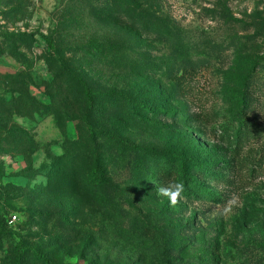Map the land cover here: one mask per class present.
Returning a JSON list of instances; mask_svg holds the SVG:
<instances>
[{
  "label": "rangeland",
  "instance_id": "1",
  "mask_svg": "<svg viewBox=\"0 0 264 264\" xmlns=\"http://www.w3.org/2000/svg\"><path fill=\"white\" fill-rule=\"evenodd\" d=\"M0 264H264V0H0Z\"/></svg>",
  "mask_w": 264,
  "mask_h": 264
},
{
  "label": "trees",
  "instance_id": "2",
  "mask_svg": "<svg viewBox=\"0 0 264 264\" xmlns=\"http://www.w3.org/2000/svg\"><path fill=\"white\" fill-rule=\"evenodd\" d=\"M83 91L86 95V99H88V104L87 107L84 109L83 114H82V122L87 126L89 132L91 135H95V129L94 126L90 123V116L92 115L93 111L95 110L94 102H93V95L91 92L84 86ZM182 161H186L185 158L182 159ZM154 231V230H152ZM150 235V234H149ZM150 238V237H149ZM19 245H22V242L20 241ZM27 250H30L33 254H35L37 257H40L41 259L45 260L44 256L39 254L34 248L32 247H25Z\"/></svg>",
  "mask_w": 264,
  "mask_h": 264
},
{
  "label": "clouds",
  "instance_id": "3",
  "mask_svg": "<svg viewBox=\"0 0 264 264\" xmlns=\"http://www.w3.org/2000/svg\"><path fill=\"white\" fill-rule=\"evenodd\" d=\"M185 191V185L181 181L170 182L166 187H159L157 193L161 197H166L169 199L172 205L178 202V198L182 197Z\"/></svg>",
  "mask_w": 264,
  "mask_h": 264
},
{
  "label": "built area",
  "instance_id": "4",
  "mask_svg": "<svg viewBox=\"0 0 264 264\" xmlns=\"http://www.w3.org/2000/svg\"><path fill=\"white\" fill-rule=\"evenodd\" d=\"M13 219H15V216H13Z\"/></svg>",
  "mask_w": 264,
  "mask_h": 264
}]
</instances>
